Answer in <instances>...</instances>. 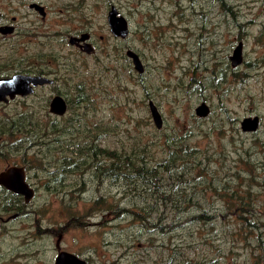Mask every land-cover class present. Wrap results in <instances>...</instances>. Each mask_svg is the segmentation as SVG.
<instances>
[{"label":"rangeland","instance_id":"1","mask_svg":"<svg viewBox=\"0 0 264 264\" xmlns=\"http://www.w3.org/2000/svg\"><path fill=\"white\" fill-rule=\"evenodd\" d=\"M0 14L18 18L0 50L20 48L21 68L54 82L0 105V171L25 167L35 192L1 222L0 264H55L61 251L86 264H264V0H0ZM79 34L89 52L69 44ZM13 201L0 190L1 220Z\"/></svg>","mask_w":264,"mask_h":264},{"label":"water","instance_id":"2","mask_svg":"<svg viewBox=\"0 0 264 264\" xmlns=\"http://www.w3.org/2000/svg\"><path fill=\"white\" fill-rule=\"evenodd\" d=\"M32 8L37 9L40 14L43 16V8L38 7L36 5H31ZM108 21L111 28L112 33L116 37H124L126 34V21L122 17L117 16V12L115 9L112 8L108 15ZM87 39V35H82L80 39H76L78 41H84ZM70 41H74L71 39ZM241 42L237 44V47L234 50L233 57L231 58L233 66H238L241 63ZM90 47L85 44V50L87 52L90 51ZM131 57L134 59L135 65L138 67L139 71H142L139 67V61L137 57L133 54H130ZM50 81L42 76H24V75H17L9 79H2L0 80V101L5 100V97L9 95L12 97L14 94H20L25 96L29 94L32 90V87H36L38 85L49 84ZM51 111L56 115H62L66 109V105L64 100L61 97H54L50 104ZM151 110L155 121L159 124L161 122L159 118V114L157 113L154 106H151ZM196 114L199 117H205L208 114V110L204 104L196 109ZM257 120L254 119H244L242 122V128L244 131H251L256 128ZM20 170L21 173L16 172L14 168L7 170L5 173L0 174V183L6 184L7 180H9L10 186L9 189L13 190L18 194H22L25 196V200L28 201L32 198V190L28 188V186L24 183L22 169ZM55 264H86L85 261L80 259L78 256L68 253L65 251H61L57 254L55 259Z\"/></svg>","mask_w":264,"mask_h":264},{"label":"flooded vegetation","instance_id":"3","mask_svg":"<svg viewBox=\"0 0 264 264\" xmlns=\"http://www.w3.org/2000/svg\"><path fill=\"white\" fill-rule=\"evenodd\" d=\"M29 8L35 9V8H32L31 5H29ZM43 12H44V10H43ZM45 15H46L45 12H44L43 16L41 15L43 17L42 19H44L46 17ZM17 22H18L17 17H12L11 21H10L8 19L7 15H3V18H2L1 14H0V47L1 48L4 47L3 45H8V42H10L11 39H13L14 36L17 34L18 29H16V27H15ZM81 36L79 34V35H76L75 37H72L71 39L74 40L73 42L70 41L71 39L69 40V44L72 45V47H74V49L77 50L78 52H83V50H85V44H87V42L76 40V39H80ZM87 41L89 43L90 35H89V37H87ZM241 51H242V47H241ZM6 53H7V56L4 55L3 49L0 50V80L9 79V78H12V77L17 76V75H24V76H31V77H35V76L47 77L44 73L37 74L35 71L27 70L26 67L21 68V65H20V60H21L20 48L17 52L10 53V54H9L8 50H6ZM28 62H30V61L28 60ZM53 83L51 84V81H50L49 84L38 85L36 87H32L31 92L25 96H22L20 94H14L12 97H10L9 95H7L5 97V100L0 101V105L1 104H7L9 102H13V101L20 100V99L29 98V97L34 95L36 88L44 87V86H51V85H53ZM56 96L61 97L60 95H55V96H53V98ZM52 99L49 103V107H50V104L52 102ZM64 102H65V100H64ZM65 105H66V102H65ZM49 111L51 114H54L51 111V109H49ZM12 168H14L16 170V172H18V173H21L20 170H18V169H22L24 183L28 186L29 189L32 190V198L30 200L26 201L24 195L18 194L16 192H14L13 190L9 189V187H8V186H10L9 180H7L6 184H4V182L0 183V190L2 191V193L6 194L8 198L14 199V201L9 204V207L11 208L10 210L17 209L16 213H14V212L9 213L12 216L10 218H8L7 220H1V218H0V226L2 225L1 222L2 223H9L12 220L19 219L21 217V214L24 213L25 207H24L23 203L28 204L33 199L34 193H35L33 188L27 183L25 167H22V166L15 164V163H10L9 161H6L5 165L3 166L2 170L0 171V174L5 173L7 170L12 169Z\"/></svg>","mask_w":264,"mask_h":264},{"label":"trees","instance_id":"4","mask_svg":"<svg viewBox=\"0 0 264 264\" xmlns=\"http://www.w3.org/2000/svg\"><path fill=\"white\" fill-rule=\"evenodd\" d=\"M249 225V224H248Z\"/></svg>","mask_w":264,"mask_h":264}]
</instances>
